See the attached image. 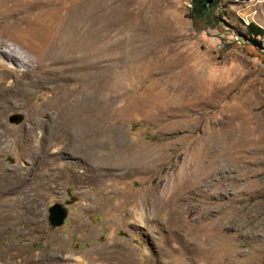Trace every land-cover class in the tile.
Returning a JSON list of instances; mask_svg holds the SVG:
<instances>
[{"label":"rangeland","instance_id":"1","mask_svg":"<svg viewBox=\"0 0 264 264\" xmlns=\"http://www.w3.org/2000/svg\"><path fill=\"white\" fill-rule=\"evenodd\" d=\"M196 1L0 0V264H86L94 246L128 264H264V0H203L210 21ZM59 93L69 111L47 108Z\"/></svg>","mask_w":264,"mask_h":264},{"label":"bare ground","instance_id":"2","mask_svg":"<svg viewBox=\"0 0 264 264\" xmlns=\"http://www.w3.org/2000/svg\"><path fill=\"white\" fill-rule=\"evenodd\" d=\"M97 3H94V6L96 5ZM92 7H93V3H92ZM96 8L94 9V10H91V14H95L96 13ZM24 13L25 12H18L17 13V15L19 14V15H21V16H24ZM93 16V15H92ZM94 17V19H95V16H93ZM93 32H94V30H93ZM92 35H93V33H92ZM62 45V44H61ZM89 46H90V51H89V53H90V68L92 69L91 70V74L93 75L92 77H95V72H96V68H97V64H98V60H97V50H96V48H95V46H96V44L94 43V41H91V43L89 42ZM60 48V47H59ZM54 55H53V59L55 60V63H57L58 62V56H59V52H58V50L55 52L54 51ZM97 73V72H96ZM94 79L95 78H92V80H93V82H92V94H94L95 93V90H96V86H95V83L96 82H94ZM19 82L20 81H18V82H16V86H13V87H18V84H19ZM23 86V85H22ZM21 87V86H20ZM57 87H59V86H57V85H54L53 87H52V89H56ZM88 87H90V86H88ZM91 94V95H92ZM96 94V93H95ZM93 96V95H92ZM96 96V95H95ZM98 96V95H97ZM75 99V98H74ZM99 99V98H98ZM97 101V100H96ZM70 103H71V101H69L68 99H67V96L65 95V94H63V93H59V94H57L55 97H53V99L46 105L47 106V108H52V109H54V110H63V112H65V110H67V107L70 105ZM72 105V104H71ZM74 107H75V105H73ZM95 106V105H94ZM81 108H79V107H75L74 108V111H73V114L79 119V120H81L82 119V116L84 115V112L82 111V110H80ZM67 111H69V110H67ZM69 114V113H68ZM99 114H98V108L97 107H94V108H91V110H90V112L87 114V118L89 119V120H91V118L92 119H97V116H98ZM89 136H91V134H89ZM90 140H88V144H84V146L85 145H87L88 146V148L91 146L90 145V142H89ZM208 142V141H207ZM206 142V143H207ZM209 143V142H208ZM72 147V146H74L75 148H73V149H75V153H77V154H82V155H84L85 153V150L86 149H83V148H80V146L79 145H77V144H73V145H70L69 143L68 144H66L65 145V147ZM206 146V147H205ZM204 147H205V149L207 148L208 150H209V145H205ZM207 150V151H208ZM73 151V150H72ZM74 152V151H73ZM79 152V153H78ZM125 152V151H124ZM128 152V151H127ZM91 154V153H90ZM94 154V153H93ZM106 154H108V153H106ZM105 154V155H106ZM130 154H132V153H130ZM124 155H126V154H124ZM127 156V155H126ZM125 156V157H126ZM123 157V156H122ZM197 157H199L198 155H197ZM109 158V157H108ZM116 158H118V157H116ZM115 158V161L117 160ZM128 158V157H127ZM130 158V157H129ZM200 158V157H199ZM202 158V157H201ZM205 159V158H204ZM109 160H111L112 161V158L111 159H109ZM202 160V159H201ZM97 161V160H96ZM195 161V160H194ZM206 164H205V167H203L202 165V163H200L199 161H197L196 163H195V167H197V166H199L200 164H202L201 166L203 167V168H206L207 170H209L210 168H212V167H214L215 165H216V159L212 156V157H207L206 158V160L204 161ZM116 163V162H115ZM194 163V162H193ZM95 164H97V163H95ZM120 165L122 166L123 164L122 163H120ZM125 165V164H124ZM98 166V165H97ZM97 166H95L94 168V170H93V168L91 167L90 168V170H89V173H91L90 174V176L89 177H91V175H92V173H94V172H96L97 171V168L99 167H97ZM198 169V168H197ZM92 170V171H91ZM196 170V169H195ZM207 170L206 171H202L201 170V172H203L204 174H203V176L205 177L206 175H207ZM210 170H212V169H210ZM198 171V170H197ZM211 173V172H210ZM97 174V173H96ZM191 174V173H190ZM102 176V175H101ZM199 176V175H198ZM78 177V176H77ZM93 177L94 178H96L97 177V175H95V174H93L92 175V180H93ZM198 179H199V177H197ZM201 178V177H200ZM207 178H209V177H207ZM206 178V179H207ZM202 179V178H201ZM198 182V181H197ZM199 182H200V180H199ZM207 183V182H206ZM198 184V183H197ZM154 191V192H153ZM153 191H152V193H153V195H155V196H158V195H160V191L159 190H157L156 188H153ZM161 196V195H160ZM143 197V196H142ZM139 201V200H138ZM146 201L145 200H143V201H141V204H144ZM138 203V202H137ZM140 203V202H139ZM132 207V206H131ZM134 207V206H133ZM141 208V207H140ZM140 210V209H139ZM134 211V210H133ZM133 211H131V209H128V212L127 213H125V214H122L121 212H118L117 213V211L116 210H114V209H112L111 210V212L109 213V215H107V216H109V218L111 219V220H117V218H119V217H125V216H130V215H132V212ZM138 211V210H137ZM136 213V212H135ZM142 213V212H141ZM122 219V218H121ZM129 220V219H128ZM124 221H125V219H124ZM212 242V241H211ZM213 244V243H212ZM215 244V243H214ZM111 245V244H110ZM216 245V244H215ZM109 246V245H108ZM112 246V245H111ZM114 247V246H113ZM113 247H91V248H89V249H86V250H81V256H82V258L84 259V262H86V264H128V262H129V260H130V252H128V251H126V250H123V248L122 249H119V250H116V249H114ZM120 247V246H119ZM211 248L212 249H214L212 246H211ZM125 249V248H124ZM25 253L27 254V255H25ZM60 254H61V256L62 257H64L65 259H69L70 257H72L74 254L73 253H71V252H66V251H64V249H62L61 250V252H60ZM14 255H16V256H20V255H23V256H20L22 259H27V258H29V259H33V258H35V257H41L40 259H45V258H47L49 255L45 252V251H42V252H38V253H33V252H31V251H29V250H17V253L16 254H14ZM52 256V255H51ZM7 259H4V261H6ZM84 264V263H83Z\"/></svg>","mask_w":264,"mask_h":264},{"label":"water","instance_id":"3","mask_svg":"<svg viewBox=\"0 0 264 264\" xmlns=\"http://www.w3.org/2000/svg\"><path fill=\"white\" fill-rule=\"evenodd\" d=\"M206 4L211 0H205ZM24 117L21 114H12L9 116L8 121L11 124L19 125L23 122ZM67 217V210L61 204H54L48 209V221L51 226L59 227L63 225L64 220Z\"/></svg>","mask_w":264,"mask_h":264},{"label":"trees","instance_id":"4","mask_svg":"<svg viewBox=\"0 0 264 264\" xmlns=\"http://www.w3.org/2000/svg\"><path fill=\"white\" fill-rule=\"evenodd\" d=\"M203 0H197L195 3H193V7L191 9L192 15L191 17H194V14H197V18L203 19L205 21H210L211 19V11L207 8V5L203 4ZM249 31L251 34H254L256 36H262L263 31L257 27H253L252 25H247Z\"/></svg>","mask_w":264,"mask_h":264}]
</instances>
